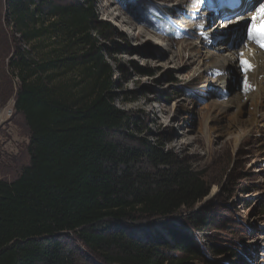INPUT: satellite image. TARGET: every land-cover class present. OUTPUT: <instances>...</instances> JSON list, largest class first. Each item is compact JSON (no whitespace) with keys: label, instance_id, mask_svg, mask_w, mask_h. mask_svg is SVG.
Returning a JSON list of instances; mask_svg holds the SVG:
<instances>
[{"label":"trees","instance_id":"obj_1","mask_svg":"<svg viewBox=\"0 0 264 264\" xmlns=\"http://www.w3.org/2000/svg\"><path fill=\"white\" fill-rule=\"evenodd\" d=\"M9 4L26 43L48 37L60 44L40 62L16 49L9 64L20 82L16 112L33 134L30 164L15 181L0 180V264H69L67 234L111 264H214L179 226L166 224L165 234L139 239L123 223L190 210L209 187L185 160L163 149L145 143L137 152L108 140L129 118L112 104V71L91 36L121 37L118 29L98 18L94 0ZM43 4L46 9L38 7ZM75 72L79 83H56ZM142 158L151 173L137 168ZM203 220L201 213L186 218L197 229L210 224Z\"/></svg>","mask_w":264,"mask_h":264},{"label":"rangeland","instance_id":"obj_2","mask_svg":"<svg viewBox=\"0 0 264 264\" xmlns=\"http://www.w3.org/2000/svg\"><path fill=\"white\" fill-rule=\"evenodd\" d=\"M10 1L0 0V180L9 183L30 164L28 148L33 134L26 118L15 109L20 82L17 72L9 67L10 61L16 49H25L40 62L60 44L59 40L49 41L48 37L26 43L11 15ZM137 1L94 0L98 18L115 26L122 35L92 33L91 36L112 71V104L129 118L128 123L108 133V140L121 149L137 152L149 143L185 160L201 175L209 194L192 209L172 217L138 216L123 223L129 227L128 233L139 239L157 231L165 234L166 224L179 226L214 264H264V128L240 148L234 143L226 144L233 136V131L226 129V115L214 123L217 130L210 145L201 132L209 105L224 97L229 80L233 81L232 88L238 76L240 85L243 77L240 67L227 72L223 86L208 80L202 63L195 57L196 47L203 46L196 33L176 39L175 33L169 32L167 21L156 14L153 18L147 12V0ZM150 1L166 10L167 19L174 20L178 14L183 16L187 12L188 3L182 5L181 0ZM38 7L46 9L45 4ZM207 23L213 33L208 38L212 43L204 49L216 53L223 52L215 49L224 42H218L217 38L229 37L240 29L239 25L226 30L216 21ZM42 25L39 21L36 28ZM30 28H34L31 23ZM61 81L75 85L81 77L75 72L56 79L58 84ZM236 83L237 80L234 88L239 86ZM136 165L146 172L154 170L143 158ZM199 213L204 215L203 221L210 223L203 229L194 228L186 221L189 214ZM63 240L69 264H111L77 235H64ZM214 247L225 252L215 256L210 252Z\"/></svg>","mask_w":264,"mask_h":264},{"label":"bare ground","instance_id":"obj_3","mask_svg":"<svg viewBox=\"0 0 264 264\" xmlns=\"http://www.w3.org/2000/svg\"><path fill=\"white\" fill-rule=\"evenodd\" d=\"M187 3L188 0H181L182 5ZM256 24L258 26L262 25L261 22H257ZM231 25L235 26L238 24H235L233 21L222 23V27L226 30L233 28ZM190 28L192 27L190 26ZM240 30L241 29H239L238 32ZM204 34H207L208 38H210L213 33L206 26ZM201 40L203 46L201 48L196 47L195 57L199 60L198 62L202 63L207 73L206 76H208V80L220 86L225 85L228 77L227 72L230 73L232 67L238 68V62L241 59L239 53H247L245 52V44L233 42L234 44L230 47L227 41H224L222 45H219L215 49H220L219 51L223 52L216 53L214 51L205 50L204 46L207 45L208 42L203 39ZM149 41L153 40L149 39ZM251 65L256 66L254 70L247 74L251 90L245 89L243 85L245 77L243 80L241 77V83L239 85L237 76L233 83V87L227 90L224 97L216 102H211L209 105L201 128L202 135L209 145L212 143L213 134L217 130L214 123L220 120L219 117L221 115H226L228 117L226 129L233 131V136L227 139L228 142H226V144L234 143L236 148H240L249 137L257 134L262 127L264 128V56L261 54H254ZM236 80L239 86L234 88ZM235 128L237 132L234 131Z\"/></svg>","mask_w":264,"mask_h":264},{"label":"snow or ice","instance_id":"obj_4","mask_svg":"<svg viewBox=\"0 0 264 264\" xmlns=\"http://www.w3.org/2000/svg\"><path fill=\"white\" fill-rule=\"evenodd\" d=\"M256 13H259L262 19H264V3H260L258 8L255 10L252 16V23L245 21V27L247 29L248 39L252 42L256 43L261 49H264V31L257 32L255 20L257 19ZM239 65L241 67L242 72L245 74V78L243 80V85L245 89L251 90V86L249 85L247 74L252 69L251 63L243 58V53H241V59L239 60Z\"/></svg>","mask_w":264,"mask_h":264},{"label":"water","instance_id":"obj_5","mask_svg":"<svg viewBox=\"0 0 264 264\" xmlns=\"http://www.w3.org/2000/svg\"><path fill=\"white\" fill-rule=\"evenodd\" d=\"M242 34H243V29H242ZM232 82H233L232 79H230L229 80L228 87H227L229 90L231 89Z\"/></svg>","mask_w":264,"mask_h":264}]
</instances>
